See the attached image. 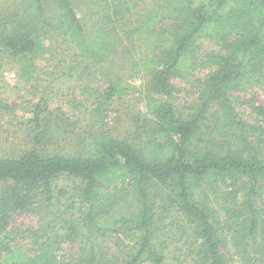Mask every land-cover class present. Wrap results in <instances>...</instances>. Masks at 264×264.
Returning <instances> with one entry per match:
<instances>
[{
  "label": "trees",
  "instance_id": "trees-1",
  "mask_svg": "<svg viewBox=\"0 0 264 264\" xmlns=\"http://www.w3.org/2000/svg\"><path fill=\"white\" fill-rule=\"evenodd\" d=\"M50 3L55 13L46 20ZM23 6V15L0 19V54L23 61L36 51L44 30L53 29L75 44L76 57L118 73L109 78L107 100L125 96L129 80L146 71L155 124L145 154L100 133L91 136L83 154L50 155L37 148L42 130L32 151L0 158V233L16 213L36 212L38 202L52 212L63 192L55 191L59 176L82 182L76 187L79 217L64 216V235L48 243L51 225H57L51 219L49 230L34 232L38 249L32 251L11 245L9 233L0 234V264H164L155 243L157 201L193 227L194 264H228L221 249L229 242L238 264H264V107L248 123L230 99L232 92L264 87V0H89L84 10L75 0H23ZM201 38L219 44L223 54L209 55L215 68L201 82L196 111L176 117L172 104L156 103L150 93L172 96L170 79L196 68ZM127 40L137 43L140 55L131 58L129 77L123 78V68L113 69V57ZM221 185L229 191L220 194ZM106 238L113 245L129 240L122 262L105 247ZM63 241L79 245L71 261L57 253Z\"/></svg>",
  "mask_w": 264,
  "mask_h": 264
},
{
  "label": "rangeland",
  "instance_id": "rangeland-1",
  "mask_svg": "<svg viewBox=\"0 0 264 264\" xmlns=\"http://www.w3.org/2000/svg\"><path fill=\"white\" fill-rule=\"evenodd\" d=\"M75 1L77 7L84 10L89 0ZM152 2L161 3V0ZM110 5L113 7V2ZM145 5L146 1L141 9ZM24 10L23 0H0V19L21 16ZM54 13V6L46 4L44 19L53 18ZM28 15L29 12L25 18ZM46 31L47 34L40 35L36 51L23 61H19L21 57L0 54V158L18 157L32 151L36 146L35 139L42 130L44 136L37 148L50 155L83 154L91 136L100 133H109L125 140L145 154L146 144L154 132H151V128L155 124V112L147 105L150 91L148 72L129 80L131 88L125 96L107 100L109 78L118 73L115 70L109 73V65H97L92 60L76 57L78 52L71 40L64 39L53 29L44 30L43 33ZM197 43L196 68L187 74L171 77L170 83L174 87L172 96L166 98L150 93L156 103L167 101V104H172L176 117L187 118L196 111L200 104L201 82L215 68L209 55L223 54L222 47L208 39L201 38ZM136 45L134 41H125L113 57V69L123 68L120 73L123 78L129 77L127 69L131 58L140 55ZM230 99L239 117L253 123L258 118L255 109L264 107V87L253 86L244 91L232 92ZM54 183L56 193L60 190L63 192L54 200L52 212L45 209L43 202H38L36 212H18L6 224V230L0 234L5 237L9 233L7 241L11 245L37 251L34 232L44 227L49 230V221L55 220L57 225H51L48 235L53 239L48 243H52L56 234L64 235L60 228L64 216L79 217L77 208L81 200L77 188L82 182L61 175ZM4 188L5 183H0V195ZM218 188L220 194L229 191L227 185ZM260 195L264 199L263 190ZM173 209L168 210L160 201L155 203V228L160 236L155 243L165 257L164 264H194L191 252L198 242L193 227L181 213ZM128 244L129 240L125 239L113 245L106 238L104 245L116 250L113 256L122 262L127 255L125 248ZM60 247L57 253L71 261L79 245L63 241ZM221 251L228 264L239 263V256L231 242ZM116 263L113 259L112 264Z\"/></svg>",
  "mask_w": 264,
  "mask_h": 264
}]
</instances>
